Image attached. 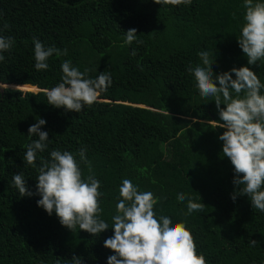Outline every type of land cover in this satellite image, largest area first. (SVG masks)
Masks as SVG:
<instances>
[{
	"label": "trees",
	"instance_id": "16d2710c",
	"mask_svg": "<svg viewBox=\"0 0 264 264\" xmlns=\"http://www.w3.org/2000/svg\"><path fill=\"white\" fill-rule=\"evenodd\" d=\"M256 3L264 0H253ZM244 4L0 0V28L9 25L0 35L15 41L0 53L5 57L0 82L26 90H0V264H73V256L82 264H107L115 253L104 241L114 234L112 217L124 179L139 192L153 193L157 218L168 216L174 224H185L206 264H264V213L253 209L246 196L232 200L233 165L218 139L225 129L216 128L222 121L214 97H201L194 75L187 71L204 67L198 54L207 51L215 60L214 76L248 66L264 84V59L248 65L238 44ZM133 28L143 44L124 43ZM37 39L46 48L67 49V55L54 53L46 61L48 69L37 71ZM67 60L81 72L88 69L86 78L111 75V86L97 99L107 101H96L79 113L47 103L46 90L62 82L61 65ZM35 87L39 91L30 92ZM39 119L46 121L41 131L48 132L50 141L37 153L33 167L24 155L27 145L38 139L30 137L28 129ZM82 148L91 173L78 154ZM54 149L73 154L82 179L94 174L100 181L98 215L109 229L99 236L79 226L71 231L55 212L49 216L37 205V169ZM20 172L31 197H21L13 184L12 176ZM179 193L203 203V212L186 216L188 200L178 201ZM251 240L257 244L250 246Z\"/></svg>",
	"mask_w": 264,
	"mask_h": 264
},
{
	"label": "clouds",
	"instance_id": "9594fccd",
	"mask_svg": "<svg viewBox=\"0 0 264 264\" xmlns=\"http://www.w3.org/2000/svg\"><path fill=\"white\" fill-rule=\"evenodd\" d=\"M158 5L178 6L189 5L192 0H154ZM244 23L238 39L239 47L247 57L248 65H256L264 59V3L245 0ZM4 24L0 32L7 29ZM143 44L137 39V30L126 32L125 44L133 42ZM14 38L0 35V53L9 51L14 44ZM55 53L56 56L67 55V49L55 46L45 47L38 39L34 40V67L37 71L47 70L46 62ZM136 55V51L131 53ZM204 67H188L187 71L194 75L196 87L203 98L214 97L220 121L216 128L225 131L218 139L223 142L222 153L233 165L235 189L231 194L235 202L237 196H246L253 209L264 213V95L257 74L248 66L232 68L214 76L207 51L199 54ZM0 54V62L4 61ZM63 76L57 86L46 90L47 103L55 108H63L66 112H81L85 106L91 107L98 99L100 92L112 84L111 75L101 72L96 79L86 78L88 69L81 72L73 67L70 60L61 65ZM235 74V79L232 74ZM218 82V84H217ZM236 96L233 98L232 93ZM242 94V95H241ZM221 104L225 108H221ZM44 119L28 129V135L36 136L27 145L24 161L27 165L36 167L38 152L48 147L49 134L41 131L45 125ZM86 149L79 150L81 161L88 164ZM37 193L41 199L37 205L43 208L49 216L55 212L62 226L74 231L77 226L94 236L109 229L107 222L99 218L102 211L99 198L101 184L94 174L82 179V172L73 154L60 150L50 152V160H41L37 169ZM12 181L21 197H31L23 173L14 174ZM119 202L116 204V214L112 217L113 236L104 241V247L112 250L114 255L107 258V264H206L205 257L198 255L196 243L190 230L183 222L173 223L168 216L157 218L154 205L157 199L150 191L139 192L131 180L124 179L119 188ZM188 200L186 216L194 211L203 212V203L193 202L184 193L177 195V200ZM255 240L250 246H255ZM73 264H82L78 256L72 257Z\"/></svg>",
	"mask_w": 264,
	"mask_h": 264
},
{
	"label": "water",
	"instance_id": "95a60500",
	"mask_svg": "<svg viewBox=\"0 0 264 264\" xmlns=\"http://www.w3.org/2000/svg\"><path fill=\"white\" fill-rule=\"evenodd\" d=\"M3 88H14V89H18V90H21V89H19V88H17L16 86H13V84H2L1 82H0V90L1 89H3ZM37 91H39L36 87H35V91H30V92H37ZM97 101H107V100H97ZM134 106V105H133ZM140 107H143V106H140Z\"/></svg>",
	"mask_w": 264,
	"mask_h": 264
},
{
	"label": "rangeland",
	"instance_id": "374dc122",
	"mask_svg": "<svg viewBox=\"0 0 264 264\" xmlns=\"http://www.w3.org/2000/svg\"><path fill=\"white\" fill-rule=\"evenodd\" d=\"M21 91H26V90H21ZM28 91H30V90H28ZM32 91H34V90H32Z\"/></svg>",
	"mask_w": 264,
	"mask_h": 264
}]
</instances>
